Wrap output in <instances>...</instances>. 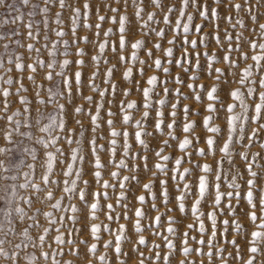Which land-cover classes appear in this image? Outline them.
<instances>
[{
    "label": "snow or ice",
    "instance_id": "obj_1",
    "mask_svg": "<svg viewBox=\"0 0 264 264\" xmlns=\"http://www.w3.org/2000/svg\"><path fill=\"white\" fill-rule=\"evenodd\" d=\"M78 3L20 0L25 12L15 0H0L5 10L0 13V121L4 122L0 138L5 142L0 146V201L7 205V210L0 209L6 221L0 223V260L5 264H73L72 259L59 258L87 256V264L93 259L99 264H131L133 259L136 264H214V260L229 264L230 258L241 264H264V164L258 163L264 160V151H251L257 140L264 139V75L257 77L258 72L264 73V23L257 15L264 0H212L211 4L180 0L179 7L165 0H111L103 3L110 15L101 14L92 0ZM54 8L59 10L53 12ZM37 13L44 29H49L52 14L51 35L49 31L42 34L34 22ZM91 14L94 23L89 22ZM244 16L254 27L245 23ZM199 19L205 23H194ZM105 22L115 25V30L104 29ZM81 26L91 30V36L78 34ZM208 26L211 32L204 31ZM21 35L32 42L23 44ZM190 35L198 38L190 39ZM82 44L95 54L89 55ZM177 44L181 50L174 56ZM213 44L215 53L200 50V45L207 49ZM14 45L26 48L34 58L27 62L22 53H13ZM109 52L116 63L108 58ZM159 52L164 59L156 55ZM73 54L75 60L69 58ZM202 56L206 57L203 66ZM86 67L90 69L87 76ZM172 67L182 69L187 79L172 75ZM145 68L170 80L153 74L147 77V86L141 87L134 69L144 77ZM117 72L132 87L118 85ZM25 73L30 86L24 83ZM205 79L212 83H198ZM170 82L177 87L170 89ZM30 87L35 89L32 98L26 95ZM225 89L231 102L221 99ZM133 91L141 95L140 104L126 99ZM13 95L22 108L10 111ZM117 96L121 97L118 101ZM248 97L254 99L248 102ZM185 100L202 104L203 112L182 103ZM221 112L223 126L217 123ZM192 115L201 116L199 125ZM84 118L89 121L87 128ZM102 126L106 133L101 132ZM198 127L205 130L204 146H200ZM88 131L92 135L86 140ZM154 140L158 146L149 154ZM173 147L180 155L169 152ZM259 148L264 150V143ZM14 152L25 156L18 164L10 159ZM209 157L215 158L214 165L200 160ZM85 164L90 165L91 181L84 179L89 174ZM125 170L128 174H123ZM170 180L176 181L174 197ZM132 182L147 195H137V203L130 205L127 189ZM65 199L70 203L65 204ZM36 203L48 210L34 208ZM13 213L27 226L18 230ZM100 213L117 224L115 231L108 223L96 222ZM121 220L129 221L131 228ZM102 231L112 239L102 241ZM146 232L156 238L151 241L150 255L141 247L150 243ZM125 240L130 244L127 250ZM101 243L103 253L98 251ZM229 245L233 251H228Z\"/></svg>",
    "mask_w": 264,
    "mask_h": 264
},
{
    "label": "rangeland",
    "instance_id": "obj_2",
    "mask_svg": "<svg viewBox=\"0 0 264 264\" xmlns=\"http://www.w3.org/2000/svg\"><path fill=\"white\" fill-rule=\"evenodd\" d=\"M9 2H12V0H9ZM105 2L110 3L111 0H92L93 7H94V8H96V7H100V8H101V14H107V15H110L111 13H110V12H106V10L103 8V3H105ZM165 2L170 3V4H175L177 7L180 6V0H165ZM237 2H242V0H237ZM254 2H255V0H253V3H254ZM15 3H16V6H17V7L21 8L23 11L27 12V9H23L22 5L20 4V0H15ZM82 3H83V0H79V3H78L77 6L82 5ZM207 3L211 4V3H212V0H207ZM113 6H117V7H119V5H113ZM57 10H59V9H58V8H54V9H53V12H54V11H57ZM4 11H5L4 9L0 8V13H3ZM127 11H128V14L131 15V13H132V11H133V8H132V7H129V8L127 9ZM220 11H221V14L223 15V14H224V10H223V9H220ZM162 14H163V13H160L159 15H162ZM261 14H264V8H260V9H259V12H257V15L260 17V22H261V23H264V15H261ZM51 15H52V14L50 13V24H49V29H44V25L40 22V21H41V17H40V14H39V13H37V15L33 18V19H34V22L37 23V24H39V27H40L41 30H42V34H43V31H49V34L51 35L50 28H51V27H55V25L51 23ZM242 15H243V14H242ZM158 18H159V17H158ZM82 19H83V17H82ZM172 19H173V20L175 19V15L172 17ZM244 19H245V23H246V24H249L250 26H253V27H254V25L251 24V21H250V19H248L247 16H244ZM89 22H92V23L95 22V15H94V14H91V15H90V17H89ZM195 22H198V23H205L202 19H199V20H197V21H194V23H195ZM153 26H154V27H164L163 24H159V25H155V24H154ZM221 26L224 27L225 25L222 23ZM12 27H17V26H12ZM19 27H20V31H21V33H24V32H25V29H24L22 26H19ZM108 27H112L114 30H115V28H116L115 25H111V24L105 22L103 28H104V29H107ZM64 28H65L66 31H67L68 28H69V22H68V19H67V14H65ZM134 31H135V29L133 28V32H134ZM204 31H206V32H211L212 29H211L210 26H208V27H206V28L204 29ZM257 31H258V29H257ZM78 34H81V35L86 34V35L91 36V30L84 29V28L81 26V28L78 29ZM247 34H248V33L246 32V35H247ZM252 35L255 36V33H252ZM169 36H171V33H169ZM18 38H19V39L21 40V42H22L23 44H25V45H26L27 43H29V42H32V41H30V40H27V39L25 38L24 35H21V36L18 37ZM54 38H55V37L53 36V39H54ZM132 38H133V37L130 35V36H129V39H132ZM189 38H190V39H193V38H198V37H195V36L190 35ZM67 39L71 40V35H69V36L67 37ZM37 46L39 47V45H37ZM81 46H82V47H85V48L87 49L89 55L95 54V50H94L93 48H91L90 46L83 45V44H82ZM164 46L167 47L166 42L164 43ZM180 50H181V49H180V45L177 44L176 49H175V52H174V56H178L179 53H180ZM200 50H201V51H205V50H207V51H209V52H213V53H215V52L217 51L216 48H215V45H214V44L211 45V46H210L209 48H207V49H205L203 45H200ZM10 51H12L13 53H15V52L22 53V54L24 55L25 60H26L27 62H30V60H28L29 57H33V58H34V54H33V53H29L28 51H26V48H17V47L14 45L13 48L10 49ZM73 51H74V50H73ZM189 51L191 52V49H189ZM0 53H3V49H2V48H0ZM128 54H129V50H126V51H125V55H128ZM113 55H114V54H112V53L109 52V53H108V58H109L113 63H116L115 59H113ZM139 55L141 56V58H144V59H146V60L148 59L147 57L144 56L143 52L139 53ZM156 55H158L161 59H164V54H163V52L156 53ZM44 58H45V59L48 58L46 52L44 53ZM69 58L75 60V59H76V56L73 54V55L70 56ZM58 59H60V57H58ZM87 59H88V57L86 56V57H85V60H87ZM205 60H206V57H203V56H202V57H201V64H202V66H203ZM248 63H252V61L249 60ZM119 67H120V66L118 65V68H119ZM170 67H171V66H170ZM242 67H243V65H242ZM70 68H74V66H70ZM102 71H103V66H102ZM121 71H122V69H121ZM145 72H146V75H145L144 77H140L139 75H136V73H135V69H134V78H135L136 80H139L141 87H145V86H147L146 83H145V81H146V79H147L148 76L153 75V74L158 75V76H161V78H168V79L170 80V77H166L164 74H162V73H160V72H154L153 70L148 69V68H145ZM201 72H203V67L201 68ZM85 73H86V76H87V74L90 73V69L86 67V68H85ZM0 74H2V73H0ZM171 74H172V75L180 74L184 79H187V75H186L185 73H183L182 69H180L179 67H172V73H171ZM11 75L15 78V77L17 76V72H16V71H13V73H11ZM26 75H27V73L24 74V77H25V78H24V83H25L26 86H30V85H31V82L28 81V80L26 79ZM259 75H264V73H259V72H258V73H257V77H258ZM37 79H38V80H39V79H42V77H41V76H38ZM99 82H100V81H98V83H99ZM115 82H116L118 85H120L121 87H125V86H127V87H132V85H129L127 81H123V80L121 79V76H120V73H119V72H117L116 75H115ZM198 83L211 84L212 82H211V80H207V79H205V80L198 81ZM235 86H236V85H233V87H235ZM174 87H177V85H174L173 83L170 82V83H169V88L171 89V88H174ZM179 87H181L182 90H183L184 92H186V93L189 92V90L186 89V88H184L183 86H179ZM34 91H35V89L32 88V87H30V90H29V92H28L26 95H28L29 98H32V94H33ZM85 91H86V94H91V93H88L87 90H85ZM160 91H161V93H162V89H160ZM220 95H221V99H223L226 103H227V102H231V101H229V99H228V97H227V89H225L224 91H222V92L220 93ZM97 98H98V97H97ZM120 98H121L120 96H117V97H116V100L118 101ZM126 99H129V100H136L138 104H140V103L142 102V97H141V95H140L139 93H136L135 91H133L132 94H131L130 96H128ZM153 99L155 100V96L153 97ZM168 99H169V100L172 99L171 95L168 97ZM253 99H254L253 97H248V102H251ZM10 101H11L10 111H14V110L17 109V108H22V106L17 102V98H16L15 95H13V96L10 98ZM80 102L83 103V101H80ZM182 103H188V104L191 105L194 109H199L201 112H203V105H202V104H196V103H194L192 100H185V101H182ZM107 106H108V105L106 104V107H107ZM33 107H34V108L36 107L35 102H34V104H33ZM111 107H112L113 111H116L115 103H113V105H111ZM42 110H43V109H42ZM168 110H169V109H168V107L166 106L165 109H164L166 115H167ZM47 111H48V112H51V111H52V108L49 107V108L47 109ZM34 114H35V113H33V115H34ZM205 114H207V113H205ZM104 115H105V114H104L103 111H102V116H104ZM220 117H221V118H219V119L217 120V123H219L221 126H223V123H224V122H223V118H222V117H223V113H222V112H221V114H220ZM137 118H139V117L137 116ZM190 118L193 119V120H195V121L197 122V124L199 125V123H200V121H201V116H199V115H192ZM149 119L151 120V117H150ZM177 119H178V120L180 119V114H179V112H178V117H177ZM115 120H116V126L119 128V127L121 126V125H120V119H119V117H116ZM3 124H4V122H3V121H0V126H3ZM84 124H85V127L87 128V127H88V124H89V121H88L87 118H84ZM72 126L75 127L74 124H73ZM128 130H129L130 132L132 131L131 128H129ZM101 132H102V133H106V132H107V128H106L105 126H102ZM197 134H199V135L201 136V138H202V140H201V145H200V146H204V145H203V137H204V135H205V130H203V129H201V128L198 127V128H197ZM91 135H92V134H91L90 131L86 132V134H85V139L87 140V138L90 137ZM177 135H178V136L180 135V132H179V131H177ZM4 143H5V142L3 141V139L0 138V146H3ZM99 143L106 144L107 142H106V140H99ZM260 143H264V139L257 140L256 145L253 147V149H252L251 151H252V152H255V151H264V150H261V149L259 148V144H260ZM74 146H75V145H73V147H74ZM157 146H158V141H155V140L152 141V144H151V147H150V153H149V154H151V151H154V150L156 149ZM136 147H137V150H138V149H139V146L136 145ZM37 148H39V146H37ZM84 148H85V154L87 155V151H88V145H87V143H85ZM65 151H66V153H67L68 149L65 148ZM169 152H171V154H172L173 156L180 155V153L175 149V147H173L172 149H169ZM0 158H2V157H0ZM24 158H25V156H24V154H23L22 152H14V153L12 154V156L10 157V159L12 160V162H13L14 164H18L19 161H20L21 159H24ZM102 158L105 159V160H107L108 157H107V155H102ZM118 158H119V157H118ZM200 160H201L202 163H203V162H208V163L213 164V165H214V163H215V158H212V157H209V158L207 159V161H205L204 158H200ZM29 162H30V158H29ZM258 163H260V164H264V160H259ZM237 165L240 166V167L242 168V164H240L239 161H237ZM185 166H186V167H191V165H188V164H186ZM84 167H85L86 171H88V173H89L88 175H85V176H84V179H89V180L91 181L90 165L85 164ZM37 171H38V173H39V165H38V169H37ZM123 174H128V173H127V171L125 170ZM105 178L107 179L108 177L105 176ZM143 178H144V177H143V174H142V179H143ZM21 179H22V178H21ZM61 179H62V177H61ZM193 180H194V177H193ZM175 183H176V181H172V180L169 181V191H170L171 197H174L175 195L178 194V193L175 192L174 187H173V186L175 185ZM226 183H227V181H226ZM92 190H93V186L90 184V185H89V191H92ZM19 191H20L21 193H23V190H19ZM156 191H157V193H159V186H158V184H157ZM127 193H128V197H129V203H130V205H131V204H136V203H137L136 200H135V197H136L137 195H139V194L147 195V193L143 192V191L141 190L140 186L137 185L135 182H132V184L129 186V188L127 189ZM57 196L59 197V191H57ZM171 197H170V198H171ZM71 202H75V203H77L78 205H79V203H80L78 200H74V201H71ZM112 202L115 203V200H113ZM64 203H65V204H68V203H70V201H68L67 199H65ZM157 203L159 204V201H157ZM190 203H191V198H189V200L186 201V206H187L188 204H190ZM170 206H174V205H170ZM36 207H39V208H41L42 210H48V208H47L46 205H41L40 203H36V204H34V208H36ZM118 207H119V206H118ZM145 208H148V205H145ZM0 209L7 210V205H6L3 201H0ZM204 210L207 211V210H208L207 207H205ZM161 211H164V209L161 208ZM240 211L243 212V209H240ZM30 214H31V213H30ZM152 214H153V215L155 214L154 210H153ZM174 214H175V215H181V216L184 215V214H179V213H174ZM16 215H17L16 213H13V216H12L14 226L17 227L18 230H19L21 227H23V226H27V223H28V222L25 221L24 224H21L20 221H18V220L16 219ZM129 215H131V213H129ZM96 222H97V223H100V222L108 223V224L110 225V227L112 228L113 231H115V229H116V227H117V224H116L115 222L107 221L106 218H105V216L103 215V213H100V214H99V220L96 221ZM185 222H186V223H187V222H191V220H187V221H185ZM0 223H6V221H4V217H3V214H2V213H0ZM41 223H44L43 218H41ZM120 223H126V224H128L129 229L131 228V224H130L129 221L121 220ZM245 224H247V221H246V220H245ZM180 227H181V230H184V228H183V224H181ZM192 234H193V235H197V233H195V232H193ZM33 235L35 236L36 233L33 232ZM145 235H146V238L150 241V243H149V245L141 246V247L145 250L146 255H150L151 241L154 240V239H156V238L153 237L149 232H146ZM101 237H102V241H103V240H106V239H112V237L108 234L107 231H102V233H101ZM229 238H234V237H231V236H230ZM13 239H14V238H13ZM156 242H159V240H157ZM122 243L126 246V250H127L128 247H130V244H129V241H128V240H125V241H123ZM240 243L242 244V246L244 245V240H243L242 238H240ZM227 248H228V251H233V247H232V246L229 245V246H227ZM30 250H31V249H30ZM45 250H46V251H49V249H47V247L45 248ZM98 251H99V253H103L104 250H103V247H102V243H101V246H100V248H99ZM37 255H39V252H38V251H37ZM225 255H227V253H225ZM109 256H110V258H112V259L114 260V258L112 257L111 250H109ZM59 259H61V260H63V259H72V260H73V264H87L88 257H87V256H83V257H72V256H66V257H62V258H59ZM203 259L206 260V258H203ZM0 264H5V262L2 261V260H0ZM41 264H42V262H41ZM92 264H99V262L96 261L95 259H93V260H92ZM131 264H136V260L133 259V261H131ZM214 264H219V261H218V260H214ZM229 264H241V262H240V261H232V260L229 258Z\"/></svg>",
    "mask_w": 264,
    "mask_h": 264
}]
</instances>
